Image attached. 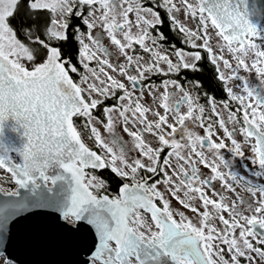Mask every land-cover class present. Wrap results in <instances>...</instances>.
Listing matches in <instances>:
<instances>
[{"label": "snow or ice", "instance_id": "6c2138e0", "mask_svg": "<svg viewBox=\"0 0 264 264\" xmlns=\"http://www.w3.org/2000/svg\"><path fill=\"white\" fill-rule=\"evenodd\" d=\"M256 17L264 0H0V264L45 234L80 264H264Z\"/></svg>", "mask_w": 264, "mask_h": 264}, {"label": "water", "instance_id": "95a60500", "mask_svg": "<svg viewBox=\"0 0 264 264\" xmlns=\"http://www.w3.org/2000/svg\"><path fill=\"white\" fill-rule=\"evenodd\" d=\"M263 18H254L256 23ZM9 253L17 264H80L86 259V252L62 241L55 234H45L31 245L14 242Z\"/></svg>", "mask_w": 264, "mask_h": 264}, {"label": "trees", "instance_id": "16d2710c", "mask_svg": "<svg viewBox=\"0 0 264 264\" xmlns=\"http://www.w3.org/2000/svg\"><path fill=\"white\" fill-rule=\"evenodd\" d=\"M187 74H188L187 75L188 77L193 75L192 73H187ZM197 75L203 81L205 86H209L211 84L212 73H211V70H210V68L208 66H205V70H204L203 73H200V74H197ZM105 176L108 177V176H110V174L105 173ZM110 182H111V180H110ZM113 186H115V185H113Z\"/></svg>", "mask_w": 264, "mask_h": 264}, {"label": "flooded vegetation", "instance_id": "af4514ba", "mask_svg": "<svg viewBox=\"0 0 264 264\" xmlns=\"http://www.w3.org/2000/svg\"><path fill=\"white\" fill-rule=\"evenodd\" d=\"M263 21H264V18L261 20V22H260V23H262ZM187 75H188V74H187ZM190 77H192V76H189V78H190ZM154 79H157V78H154Z\"/></svg>", "mask_w": 264, "mask_h": 264}, {"label": "rangeland", "instance_id": "374dc122", "mask_svg": "<svg viewBox=\"0 0 264 264\" xmlns=\"http://www.w3.org/2000/svg\"><path fill=\"white\" fill-rule=\"evenodd\" d=\"M260 24H261V26H264V21L262 23H260Z\"/></svg>", "mask_w": 264, "mask_h": 264}]
</instances>
